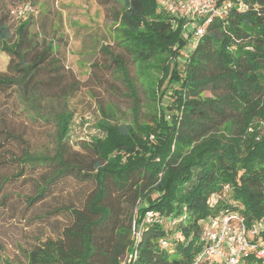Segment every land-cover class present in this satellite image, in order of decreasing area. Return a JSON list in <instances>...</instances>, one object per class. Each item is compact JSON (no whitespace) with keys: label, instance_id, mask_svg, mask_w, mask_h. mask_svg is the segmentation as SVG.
<instances>
[{"label":"trees","instance_id":"1","mask_svg":"<svg viewBox=\"0 0 264 264\" xmlns=\"http://www.w3.org/2000/svg\"><path fill=\"white\" fill-rule=\"evenodd\" d=\"M157 1L112 0L116 9L111 13L114 43L138 67L153 63L160 74L150 91L155 98L160 90L157 117L141 124L103 120L102 137L93 138L89 147L93 160L88 169L69 157L73 118L64 112L52 118V157L24 152L13 158L20 166L59 168L29 203L42 199L64 176L95 184L86 214L72 212L75 224L65 230V241L35 247L26 264H189L208 218L235 211L251 229L264 217V137L255 126L264 122V0H224L226 16L209 19L182 70L177 60L185 42ZM32 17L21 18L13 36L0 17V52L13 72L0 74V96L17 92L29 118L46 123L50 118L40 110L43 82L36 77L49 60L59 62L53 60V42L32 38ZM113 62L137 108L125 65ZM167 96L173 97L172 106L163 104ZM147 211L178 222L167 228L141 224ZM251 239L264 244V228Z\"/></svg>","mask_w":264,"mask_h":264},{"label":"rangeland","instance_id":"2","mask_svg":"<svg viewBox=\"0 0 264 264\" xmlns=\"http://www.w3.org/2000/svg\"><path fill=\"white\" fill-rule=\"evenodd\" d=\"M27 2L35 10L30 26L32 38L38 43L53 42V60L59 63L49 60L36 77L43 82L40 110L50 121H32L19 103L17 92L0 96V264H26L27 253L35 247L48 240L65 241V230L75 224L72 212L86 214V204L95 190L88 178L64 176L51 184L42 199L29 203L59 168L52 164L20 166L13 158L22 157L24 152L54 155L53 116L62 112L72 115L69 157L88 169L93 160L89 147L93 138L102 137L99 125L103 120L141 124L160 113V90L155 98L150 94L160 74L153 63L138 67L114 43L116 28L111 13L116 7L112 0H0V17L5 18L12 36L20 21L14 7ZM176 24L181 32L183 23ZM194 29V25L190 27V34ZM183 40L185 45L177 60L180 70L196 38ZM113 59L121 61L128 71L138 99L137 108ZM0 74L13 76L9 58L2 52ZM203 96L211 95L204 92ZM171 98L164 97L163 104L172 106ZM164 111L166 116L172 113L170 108ZM255 126L259 137H264V122Z\"/></svg>","mask_w":264,"mask_h":264},{"label":"built area","instance_id":"3","mask_svg":"<svg viewBox=\"0 0 264 264\" xmlns=\"http://www.w3.org/2000/svg\"><path fill=\"white\" fill-rule=\"evenodd\" d=\"M157 6L171 18V22L182 24L181 36L189 41L192 36L200 38L210 18L223 19L228 11L224 0H158ZM14 13L21 19L34 15L35 10L29 3L17 4ZM177 25V24H176ZM195 26L192 34L190 27ZM194 44V45H195ZM193 45V46H194ZM233 207H241L231 203ZM178 220L172 216H161L153 211H147L141 224L159 225L163 228L176 226ZM264 228V217L251 229H248L244 218L238 212H220L205 221L198 238L199 250L189 264H264V244L258 243L251 237L258 238ZM132 235L139 237V232L133 225ZM162 247L166 246L160 240Z\"/></svg>","mask_w":264,"mask_h":264}]
</instances>
